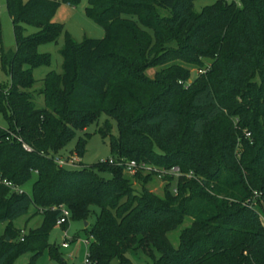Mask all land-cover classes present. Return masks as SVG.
<instances>
[{
    "label": "trees",
    "instance_id": "trees-1",
    "mask_svg": "<svg viewBox=\"0 0 264 264\" xmlns=\"http://www.w3.org/2000/svg\"><path fill=\"white\" fill-rule=\"evenodd\" d=\"M78 2L5 0L14 48L0 45L9 76L0 86V177L20 186L32 181L30 194L0 182V264L26 251L24 264H35L44 247L63 264L47 241L58 204L69 219L93 214L83 227L85 264H127L130 249L150 255L152 264H264V0H216L199 11L193 0H86L84 12L103 35L74 41L64 33L61 70L45 72L37 106L28 90L32 68L50 57L37 45L62 30L52 20L58 4ZM24 24L35 30L25 32ZM203 58L209 63L190 81L179 66L144 73L174 59L199 65ZM100 113L116 125L115 133L109 121L98 127L111 156L88 166L56 165L55 152ZM85 140L77 137V155ZM121 158L177 165L194 176L163 175L162 195L141 183L135 190L115 163ZM104 169L111 177L97 174ZM30 205L41 219L20 239L12 220ZM186 216L173 245L166 232Z\"/></svg>",
    "mask_w": 264,
    "mask_h": 264
},
{
    "label": "rangeland",
    "instance_id": "rangeland-1",
    "mask_svg": "<svg viewBox=\"0 0 264 264\" xmlns=\"http://www.w3.org/2000/svg\"><path fill=\"white\" fill-rule=\"evenodd\" d=\"M215 1L216 0H193L192 10L199 11L205 5H208ZM235 1L239 2L240 0ZM85 5L86 0H79V2L75 5H70L68 3H59L52 15V20L60 22L62 24V30L54 40L42 42L37 45L36 49L38 52H48L50 56L48 64H40L32 68V77L34 79V82L28 90L33 97L34 104L37 106L43 104L42 94L38 92L42 84L41 78L49 69H54L56 71L61 70V56L58 50L63 45L64 33L66 32L67 35L74 41H80L84 36L97 38L103 35L102 27L85 14ZM24 28L25 32H31L35 30V27L29 24H24ZM0 45H2L4 49L14 48L11 20L6 9L5 0H0ZM208 63V58H203L202 62L199 65L190 64L180 59H174L164 64H157L147 67L144 70V73L147 76L151 77L156 71L163 68H167L169 66H179L180 68H182V70L187 71L185 81H190L198 73V69H201L203 71L205 69L204 66ZM8 84V73L3 70L0 65V86L6 88ZM104 121L110 122V130L112 133H115L116 125L114 120L108 117L106 114L100 113L96 119H93L92 121L87 123L86 126L81 128L80 130H76L74 134L71 135V137L61 148L58 149L57 152H55L53 156L68 160L69 163L72 159L73 166L67 165V167H76L78 165L88 166L94 164L98 160H102L106 157L111 156L107 138L103 137L98 132V127ZM5 125V119L0 113V126L4 127ZM79 135L85 136L86 140L82 153L80 155H77L73 150V146ZM121 172L124 176L130 178V181L132 182L133 188L135 190L139 189V183H141L149 190L162 195L163 184L165 183L166 178H162L163 175L161 177H158L157 175L152 174L148 175L146 178L147 172L140 170V172H137V174H140L141 178L136 179L135 173H129L124 169H122ZM97 174L105 178L111 177L112 175L111 172L106 169L97 170ZM31 181L32 178H29L21 185V188L28 194H30ZM94 209L96 208L94 207ZM40 219L41 210H38V212H33V207L30 205L26 212L13 219L12 224L14 228L16 227L15 229L23 228L26 232L29 230V228L38 225ZM262 219L264 220V212L262 215ZM85 221L86 224H84V220L69 219L64 227L61 226L60 228L58 225L53 224V226L49 229L47 234V241L56 246V250L59 253L61 260H63V264H85L84 256L86 253L87 245L85 242L86 234L83 230V227L87 226L89 222L93 221V214H90ZM189 221L190 217L186 216L174 229L166 232L168 239L173 245L177 244L178 233L180 229L183 226L187 225ZM4 224L5 222H0V235L3 233ZM62 229H65L67 236H69L68 239H66L68 241L66 246H60L59 244L62 239ZM15 239L17 240V238ZM29 255L30 252L28 251L18 254L13 259L12 264L26 263ZM126 256L129 259L127 261V264H152L151 256L143 252L141 249H130L126 252ZM34 263L58 264V260L51 257L48 249L44 247L40 254L35 258Z\"/></svg>",
    "mask_w": 264,
    "mask_h": 264
},
{
    "label": "built area",
    "instance_id": "built-area-1",
    "mask_svg": "<svg viewBox=\"0 0 264 264\" xmlns=\"http://www.w3.org/2000/svg\"><path fill=\"white\" fill-rule=\"evenodd\" d=\"M198 71H201V69H198ZM10 135L14 136L16 140L21 142V145L23 148H25L27 150L30 149V146L26 142L22 141L20 136L14 134V133H10ZM72 158H74V157H72ZM53 160L55 161L56 165H58V166H67V165L73 166V160L72 159L70 160V163H69L68 160H64L62 158L53 156ZM108 161H111V158H109ZM115 163L121 164L123 169L129 173H132L135 170H141V171H146V172L151 171L155 175H157L158 177H161L164 174H172L175 177L178 175H184L187 177L194 176L191 171H186V172L181 171L177 165H170L168 167H162V166H156L154 164H149V163H146L143 161L137 162L136 160H134L132 158L131 159H122L121 158V159L117 160ZM64 164H66V165H64ZM0 182L5 184L6 186H8L11 190H15L18 192L23 190L20 185L13 184L10 180H8L6 178L0 177ZM173 191H175L174 188H173ZM258 194H259L258 191H254L255 197ZM251 202H255V200L251 199ZM55 206L60 208V214L55 219V224L56 225H62L63 223H65L69 220V210L65 206L60 205V204L55 205ZM23 232H24V230L22 228H20V239H21V235ZM62 232H63L62 233V239H61L59 244H60V246H66V244L68 242L66 239H68L69 236H67L65 229H62ZM85 260H86V258L84 256V261Z\"/></svg>",
    "mask_w": 264,
    "mask_h": 264
},
{
    "label": "crops",
    "instance_id": "crops-1",
    "mask_svg": "<svg viewBox=\"0 0 264 264\" xmlns=\"http://www.w3.org/2000/svg\"><path fill=\"white\" fill-rule=\"evenodd\" d=\"M13 221V220H12ZM263 223H264V220L262 219ZM5 225V224H4ZM60 228H61V225H58ZM23 229V228H22ZM24 230V229H23Z\"/></svg>",
    "mask_w": 264,
    "mask_h": 264
},
{
    "label": "water",
    "instance_id": "water-1",
    "mask_svg": "<svg viewBox=\"0 0 264 264\" xmlns=\"http://www.w3.org/2000/svg\"><path fill=\"white\" fill-rule=\"evenodd\" d=\"M84 224H86V221L84 220ZM6 238H7V236H6Z\"/></svg>",
    "mask_w": 264,
    "mask_h": 264
}]
</instances>
